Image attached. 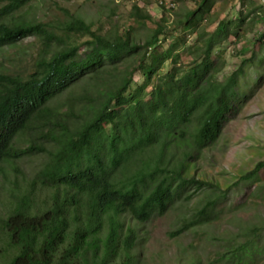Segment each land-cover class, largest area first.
Segmentation results:
<instances>
[{"label":"trees","instance_id":"1","mask_svg":"<svg viewBox=\"0 0 264 264\" xmlns=\"http://www.w3.org/2000/svg\"><path fill=\"white\" fill-rule=\"evenodd\" d=\"M30 1H0V49L34 36L45 53L24 76L0 73V172L22 158L44 160L7 200L0 264H135L137 224L209 189L175 235L211 218L226 197L229 188L190 171L237 112L239 78L253 65L252 52L223 74L227 44L231 57L252 50L255 40L264 50V28L243 40V0H232L231 17L194 0L171 21L175 1L158 2L157 20L142 1L131 5L126 26L104 28L70 15L64 35L83 40L50 50L61 39L23 16ZM150 21V33L138 40L135 27ZM261 168L264 158L232 186ZM250 242L231 252L237 262Z\"/></svg>","mask_w":264,"mask_h":264},{"label":"rangeland","instance_id":"2","mask_svg":"<svg viewBox=\"0 0 264 264\" xmlns=\"http://www.w3.org/2000/svg\"><path fill=\"white\" fill-rule=\"evenodd\" d=\"M142 1L146 2L153 20H157L161 14L158 0H31L22 11L26 19L44 22L61 39L57 45L54 41L51 43L52 50L54 46L61 47L83 40L72 34L64 35L63 23L70 15L104 28L115 24L126 26L132 24L128 19L131 5ZM173 1L174 13H168L170 21L177 16L181 18L196 3L194 0ZM208 1L212 2L210 14H219L220 17L227 14L231 17L229 8L232 0ZM241 10L246 16V21L241 25L245 29L243 40L256 39L258 31L264 28V0H243ZM152 22L135 27L138 40H143L150 33L154 26ZM187 38L190 40L191 35ZM262 46L259 40H255L252 50L240 57H231L229 54L234 51V47L227 44L228 48L223 54L226 58L223 74L234 69L240 58H248L252 52L253 65L239 78L242 92L237 112L225 123L218 141L202 153L190 171L221 189L229 188L226 197L219 199L211 218L196 222L175 235L172 232L201 207L211 193L209 189L193 191L190 200L175 203L165 214L154 215L147 222L137 224L135 264H264V168L253 179L240 180L232 186L240 175L264 158ZM44 54L40 49V40L28 36L12 46L0 49V73L24 76L31 72L33 62L39 55ZM259 58H263L260 65ZM219 77L222 78V75ZM43 160L41 154L30 159L22 158L13 166H5L0 172V217L5 215L10 195L19 192V188L30 180ZM247 239L251 240L250 253L244 260L237 262L231 252ZM3 247L4 242L0 238V262H3L2 257L6 254Z\"/></svg>","mask_w":264,"mask_h":264},{"label":"built area","instance_id":"3","mask_svg":"<svg viewBox=\"0 0 264 264\" xmlns=\"http://www.w3.org/2000/svg\"><path fill=\"white\" fill-rule=\"evenodd\" d=\"M166 0L162 1V0H158L159 3H164L165 5H171L169 2H165Z\"/></svg>","mask_w":264,"mask_h":264}]
</instances>
